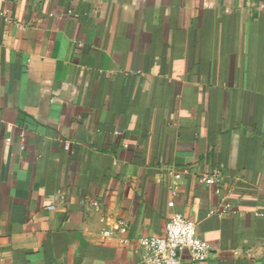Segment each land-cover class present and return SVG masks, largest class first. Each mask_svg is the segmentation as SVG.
<instances>
[{"label": "crops", "instance_id": "1", "mask_svg": "<svg viewBox=\"0 0 264 264\" xmlns=\"http://www.w3.org/2000/svg\"><path fill=\"white\" fill-rule=\"evenodd\" d=\"M173 212L264 264V0H0V264H146Z\"/></svg>", "mask_w": 264, "mask_h": 264}, {"label": "built area", "instance_id": "2", "mask_svg": "<svg viewBox=\"0 0 264 264\" xmlns=\"http://www.w3.org/2000/svg\"><path fill=\"white\" fill-rule=\"evenodd\" d=\"M186 173H188L187 167H178L174 170L173 176L178 179ZM201 181L212 184L214 178L203 176ZM229 207L230 204L224 203L220 208H210L208 214L224 215ZM125 227L120 220L119 231L124 232ZM101 234L103 237H110L113 235V230L104 228ZM138 241L146 251L143 259L146 264H181L183 251L188 252L192 262L199 263L207 258L210 251L208 243L198 235L197 223L179 212H173L167 218L162 233L141 235Z\"/></svg>", "mask_w": 264, "mask_h": 264}]
</instances>
